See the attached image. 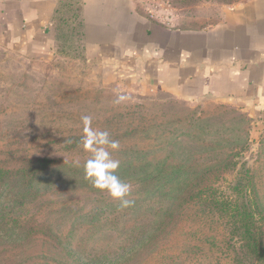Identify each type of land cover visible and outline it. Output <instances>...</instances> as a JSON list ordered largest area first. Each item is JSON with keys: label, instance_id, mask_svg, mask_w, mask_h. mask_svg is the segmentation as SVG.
<instances>
[{"label": "rangeland", "instance_id": "1", "mask_svg": "<svg viewBox=\"0 0 264 264\" xmlns=\"http://www.w3.org/2000/svg\"><path fill=\"white\" fill-rule=\"evenodd\" d=\"M246 1L140 0L150 20L195 29L221 23L226 10ZM119 97L124 99L117 102ZM84 115L119 142L112 156L120 161L117 175L131 185L128 207L84 177L89 158L79 146ZM41 158L64 166L14 216L48 225L94 259L120 256L130 243L129 227L156 220L184 183L206 172L208 193L235 206L245 202L234 190L237 182L250 181L249 201L255 191L264 213V116L232 104L191 105L141 85L106 83L86 60L33 62L0 49V169L16 171ZM196 210L187 208L145 264H259L242 247L237 218L222 210L208 215V207H200L197 217ZM258 225L264 229V218L258 216ZM206 237L216 248L203 242ZM43 255L53 257L41 242L26 252L35 258L29 264H47Z\"/></svg>", "mask_w": 264, "mask_h": 264}, {"label": "crops", "instance_id": "2", "mask_svg": "<svg viewBox=\"0 0 264 264\" xmlns=\"http://www.w3.org/2000/svg\"><path fill=\"white\" fill-rule=\"evenodd\" d=\"M66 1L0 0V49L33 62L62 59L55 18ZM72 3L82 20L85 60L106 83L141 85L191 105L232 104L264 116V0L230 8L221 23L200 29L152 21L140 0Z\"/></svg>", "mask_w": 264, "mask_h": 264}, {"label": "trees", "instance_id": "3", "mask_svg": "<svg viewBox=\"0 0 264 264\" xmlns=\"http://www.w3.org/2000/svg\"><path fill=\"white\" fill-rule=\"evenodd\" d=\"M72 1H66L58 11L61 17L55 18L56 25L59 26L57 52L64 58L84 61L82 20L79 7ZM63 166V163L60 164L54 159L41 158L16 171L0 169V261L3 264H29L34 261L35 258L26 256V252L29 245L36 242H41L53 254V257L43 255L42 259L47 264H145L150 256L148 252L153 255L162 246L161 242L174 232L187 208L193 206L197 208V217L201 216L198 211L200 207H208V215L214 216L216 210H222L237 218L240 224L236 229L240 232L242 247L252 253L259 264H264V229L258 225V216L262 219L264 213L255 191V198H250L249 201L247 188L250 181L237 182L234 190L245 202L235 206L233 200L220 199L208 193L212 190L204 187L208 181V172L184 183L162 206L156 220L150 221L148 225L139 223L129 227L127 233L130 243L120 256L113 260L91 258L89 256L92 255L88 256L84 248H74L68 238L62 237L48 225L38 223L31 217L23 219L22 216H14L17 207L23 206L25 201L35 200L38 194L50 187L54 174ZM207 238L202 241L216 248L215 243ZM195 248L197 249L193 246L192 250ZM10 250L16 252L7 257ZM159 251L166 250L163 247ZM164 259L166 260L165 256Z\"/></svg>", "mask_w": 264, "mask_h": 264}, {"label": "clouds", "instance_id": "4", "mask_svg": "<svg viewBox=\"0 0 264 264\" xmlns=\"http://www.w3.org/2000/svg\"><path fill=\"white\" fill-rule=\"evenodd\" d=\"M124 97H119L122 101ZM82 133L79 146L89 153L84 164V177L91 186L106 192L113 200L119 201L121 207H128L131 203L127 199L131 192V185L124 182L117 175L120 161L114 159L112 153L120 147L119 142L110 138L107 130H99L92 126V117H81ZM70 143V141H69Z\"/></svg>", "mask_w": 264, "mask_h": 264}]
</instances>
